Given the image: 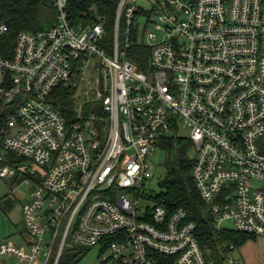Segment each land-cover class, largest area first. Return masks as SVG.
<instances>
[{"label":"built area","instance_id":"built-area-1","mask_svg":"<svg viewBox=\"0 0 264 264\" xmlns=\"http://www.w3.org/2000/svg\"><path fill=\"white\" fill-rule=\"evenodd\" d=\"M49 1L57 24L19 33L11 57L0 55V180L25 174L23 161L43 168L40 180L31 172L23 181L33 186L23 212L29 251L0 243V255L40 264L45 250L42 264L53 255L58 264L74 228L75 243L102 247L104 263L211 264L187 212L169 214L147 194L151 158L180 126L215 228L231 221L264 237V0H154L161 39L148 35L140 65L129 57L138 0L121 1L106 48L103 23L73 25L68 0ZM8 31L0 25V38ZM59 88L88 98L72 122L52 103ZM12 155L23 161L8 164ZM141 199L154 207L140 209Z\"/></svg>","mask_w":264,"mask_h":264},{"label":"trees","instance_id":"trees-1","mask_svg":"<svg viewBox=\"0 0 264 264\" xmlns=\"http://www.w3.org/2000/svg\"><path fill=\"white\" fill-rule=\"evenodd\" d=\"M122 0H68L67 14L73 25H86L99 20L104 24L106 36L113 38L114 26ZM53 8L49 0H0V25L4 24L9 31L0 38V55L9 58L13 54L19 33L45 31L40 19L42 8ZM124 22V17H122ZM140 65V64H139ZM142 67V66H141ZM77 90L59 88L52 97V103L60 109L72 122L75 117ZM2 120L0 118V129ZM167 152L166 172L160 182L163 192L157 196L156 202L164 207L169 214L184 209L188 219L197 225V239L207 254L211 264H228L236 250H240L257 237L239 233L232 229L218 230L215 228L214 215L210 207L201 199L192 177L194 154L192 143L180 138H168L162 143ZM23 159L10 156L8 164H19ZM6 196V209L13 204ZM57 246L55 247V250ZM159 264H173L168 258L160 257ZM235 264H245L243 260ZM49 264H53L50 261Z\"/></svg>","mask_w":264,"mask_h":264},{"label":"rangeland","instance_id":"rangeland-1","mask_svg":"<svg viewBox=\"0 0 264 264\" xmlns=\"http://www.w3.org/2000/svg\"><path fill=\"white\" fill-rule=\"evenodd\" d=\"M154 6V0H138L136 4V10L138 15L133 21V48L130 52V59L135 64L145 63L147 64L150 60L151 51L149 48L148 35L151 33H157L158 38L161 39V34L156 32L154 29V24L157 22V17L151 13V9ZM41 22L44 26L45 31L52 29L57 24V11L54 8H42L40 14ZM120 40L122 44L124 43V29L122 27L120 33ZM113 38L108 39L105 34V41L102 46L104 48L112 45ZM93 99L89 98V101ZM88 101V98L78 99L76 102L77 108L80 107V104ZM98 105V103H90L85 107V110H93ZM107 132H103V138H105ZM174 137V133L170 135ZM177 138L189 140V130L183 129L181 126L177 132ZM193 148V145H192ZM194 149L192 150V154ZM166 159L167 152L165 147L160 142L158 144V149L154 153L151 161L155 165L154 178L149 183L148 196H158L163 192V189L160 187V182L165 176L166 168ZM22 168L25 170V174H17L16 179H5L0 180V242L7 244L12 243L14 246L18 247L23 242V239H29L28 234L24 231L23 225V210L25 206L29 203L31 198V193L33 190L32 185H25L23 181L28 178V173L35 172V180H40L43 176V168L36 166L35 164L23 161ZM10 189L12 192H10ZM9 195L8 199L13 204L11 209H6L4 198ZM140 209L153 208L155 203L151 199H141L138 201ZM77 223V222H76ZM224 227L227 229H234L233 223L227 222L224 224ZM75 229L71 231L66 246L64 247L59 259L58 264H111L104 263L102 261L101 250L102 247H90L85 248L79 246L75 243L74 240ZM253 244H248L247 251L243 248L242 250H236L233 254L234 258L239 261L243 260L245 264L248 263L246 257L251 256L252 264H264V237L258 238L257 241L251 242ZM251 245V246H250ZM249 253V254H248ZM247 255V256H245ZM6 264H20V260L17 258H3ZM56 259V256L51 257V262ZM45 261V250L43 255L39 257V263L42 264Z\"/></svg>","mask_w":264,"mask_h":264},{"label":"crops","instance_id":"crops-1","mask_svg":"<svg viewBox=\"0 0 264 264\" xmlns=\"http://www.w3.org/2000/svg\"><path fill=\"white\" fill-rule=\"evenodd\" d=\"M10 192H12V190L10 189ZM8 196V195H7ZM8 199V198H7ZM31 202V198H30V201H29V203ZM29 203L25 206V207H27L28 205H29ZM25 209V208H24ZM23 212H24V210H23ZM24 231H25V233L26 234H28L27 232H26V230L24 229ZM28 236H29V234H28ZM32 241L33 240H31V238L29 237V239H23V242L21 243V245L20 246H18L17 248H19V249H23V250H25V251H29V248H30V245H31V243H32ZM251 242H254V241H250V242H248L246 245H248V244H253V243H251ZM0 243H4V242H0ZM10 244H12V243H10ZM13 245V244H12ZM244 246L243 248L245 249V251H247V246ZM14 246V245H13ZM251 246V245H250ZM16 247V246H15ZM243 248H241V250L243 249ZM244 252V250H242V253ZM249 254V253H248ZM245 256H247V255H245ZM4 257H8V258H14V257H9V256H1L0 255V264H6V262L4 261ZM251 256H248V257H246V260L248 261V263L247 264H252V262H251ZM20 264H24V263H20Z\"/></svg>","mask_w":264,"mask_h":264}]
</instances>
